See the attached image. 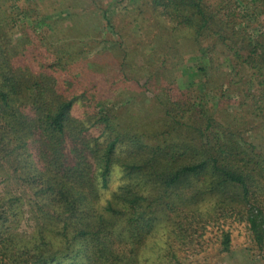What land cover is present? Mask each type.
I'll return each mask as SVG.
<instances>
[{
	"label": "trees",
	"instance_id": "trees-1",
	"mask_svg": "<svg viewBox=\"0 0 264 264\" xmlns=\"http://www.w3.org/2000/svg\"><path fill=\"white\" fill-rule=\"evenodd\" d=\"M90 1L0 2V264H178L209 231L229 252L236 223L264 251V143L239 139L206 91L229 75L234 113L264 117V0H141L199 73L186 90L167 78L160 131L104 103L114 83L75 68L92 24L65 21L102 10ZM116 166L124 181L106 196Z\"/></svg>",
	"mask_w": 264,
	"mask_h": 264
},
{
	"label": "rangeland",
	"instance_id": "rangeland-1",
	"mask_svg": "<svg viewBox=\"0 0 264 264\" xmlns=\"http://www.w3.org/2000/svg\"><path fill=\"white\" fill-rule=\"evenodd\" d=\"M84 1L81 0L80 3L87 5L91 3L90 0ZM0 2L10 11H16L15 7L18 3L25 4L26 0H0ZM101 7L102 10H98L95 15L87 13L76 18L74 22L65 21V25L74 26V32H78L80 27L83 31H89L86 29L87 23L92 24L90 29L92 37L85 40L90 42L79 47L83 49L81 61L85 64H75V68L88 67V75L82 76L83 81L97 82L103 88L114 83L110 89L114 91L113 97L108 98L104 103L113 105L114 101H117L119 109L116 110L126 119L134 118L142 124L148 118L160 131L165 124V114L164 109L159 107L161 95L159 90L167 86L173 72L178 75L177 83L170 86H181L183 90H186L198 80L197 60L187 58L185 47H190L188 44L178 46L176 51L171 49L174 46L172 43L174 38L164 27L165 23L144 6L141 0H102ZM244 8L251 14L249 31L256 32L258 27L253 24L254 16L257 14L251 11V7L242 5L239 9ZM90 9H94V6L91 5ZM15 15L18 21L29 24L35 22V18L33 19L29 14L18 12ZM37 20L39 21V18ZM45 20L42 25H39V31L48 26ZM47 22L50 21L47 20ZM122 63H125V68L121 67ZM217 67L223 71L232 72L229 62H220ZM173 68L178 71L176 72ZM151 72L155 74L150 80L147 75ZM229 77L227 75L221 89L206 90L210 94V102L212 104L218 102L217 110H219L220 120L232 127L238 138L240 135L244 140L257 144L264 143V117L255 119L244 113L239 115L234 113L237 98L233 95L232 88L228 89ZM83 110L84 108H81L78 103L75 112ZM123 181V172L119 166H116L111 177V188L106 192V196H110ZM232 232L233 242L229 252L221 251V247L216 243V234L209 231L207 236L200 239L203 245L198 242L202 246L195 242L184 247L186 252H179L180 263L178 264H264V251L251 242L246 224H234ZM155 249V256L164 253L161 246H156ZM152 262L157 264L154 260Z\"/></svg>",
	"mask_w": 264,
	"mask_h": 264
}]
</instances>
